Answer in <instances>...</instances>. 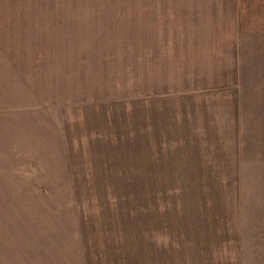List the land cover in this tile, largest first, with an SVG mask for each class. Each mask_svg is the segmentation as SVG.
Instances as JSON below:
<instances>
[{
	"label": "rangeland",
	"instance_id": "obj_1",
	"mask_svg": "<svg viewBox=\"0 0 264 264\" xmlns=\"http://www.w3.org/2000/svg\"><path fill=\"white\" fill-rule=\"evenodd\" d=\"M232 2L0 0V264H264L263 59L237 102L210 85L250 41ZM184 71L239 124L191 145L179 129L193 156L153 168L171 131L145 119L142 94L204 100L166 96Z\"/></svg>",
	"mask_w": 264,
	"mask_h": 264
},
{
	"label": "crops",
	"instance_id": "obj_2",
	"mask_svg": "<svg viewBox=\"0 0 264 264\" xmlns=\"http://www.w3.org/2000/svg\"><path fill=\"white\" fill-rule=\"evenodd\" d=\"M232 7L236 12L235 20L237 22V28L239 29V34L237 35L239 38L240 36H249V43L245 44L244 48H241V58L239 56V48L237 49V54L235 56L236 61L240 62L235 65L234 61L231 59L228 63L224 64L221 67V70L217 72L220 74L222 79L219 82H212L210 84L213 86L212 89H219L220 87H228L232 90L233 86L235 88V102L239 100V93L237 88L244 85L243 78L247 80L249 76L253 77V80L257 78V71L263 66H259L257 68L256 63L254 62L255 57H258L257 60L262 61L261 64H264V0H232ZM235 15V14H234ZM235 22V23H236ZM217 40V39H216ZM235 42H237L235 40ZM218 42H214L212 47L216 49V45ZM213 52L208 51L206 53H201L200 55L192 54L190 56H184L180 62L175 61L176 69H180V66L184 65V68H188L193 70L198 68V66H193L194 62L187 61V59L191 60H208L212 58ZM248 62V67L246 68ZM242 65V69L239 68ZM205 68V67H204ZM249 69L248 71H245ZM257 69V70H256ZM237 72V73H236ZM192 72L185 71L183 73L184 79L183 83L179 86H168L170 88L166 89V96H182L188 94V92H196L198 93H205L204 100L193 101H157L151 104L149 102L150 95L143 96L141 98V106H142V114L150 115L151 119H162V124L168 125V130L171 131L170 134L165 135L164 143L158 142L156 144L155 152H152L151 160L148 161V164L151 165L153 168H170L174 170L175 168L179 167L180 164L183 162V158L192 157L191 148L189 151L183 148V139L179 134L180 132L188 134L185 145H191L195 141L198 140L199 136L197 133L199 131L201 134H206V126L213 124L212 126H219V125H238V115L234 113V107L232 106V101H227V103H220L216 95L213 93L207 92V90L203 88L208 87H199L198 82L191 81L189 77L191 76ZM236 75L233 84L226 85L223 82H227L228 78L233 75ZM260 82H255V86L258 85ZM220 87H219V86ZM262 86V85H261ZM210 91V89L208 88ZM149 91V90H146ZM143 91L142 93H144ZM215 92H223V91H215ZM225 92V91H224ZM258 91L255 90L254 93ZM209 93V94H207ZM229 93H232L229 91ZM161 96V95H158ZM216 100L217 102H213ZM135 99H129L127 102L128 105L132 106L135 104ZM170 107L174 108L176 113H168ZM216 111L212 112L211 109ZM222 108V109H221ZM168 111V112H167ZM165 117V122H163V118ZM167 117L170 119L167 120ZM198 123L203 124V127L199 129ZM183 127V128H181ZM185 129V130H183ZM147 145V144H146ZM143 146V144H142ZM147 154L143 156L150 155V146L147 145ZM152 176L151 178L154 179V174L156 172L151 171ZM150 173V172H149ZM150 179V177H149Z\"/></svg>",
	"mask_w": 264,
	"mask_h": 264
}]
</instances>
